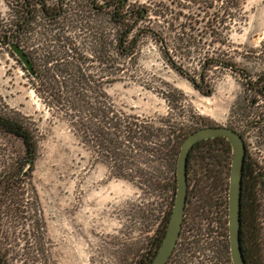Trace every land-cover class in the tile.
I'll use <instances>...</instances> for the list:
<instances>
[{
    "label": "rangeland",
    "instance_id": "obj_1",
    "mask_svg": "<svg viewBox=\"0 0 264 264\" xmlns=\"http://www.w3.org/2000/svg\"><path fill=\"white\" fill-rule=\"evenodd\" d=\"M212 2L128 0L129 9L148 11L142 21L134 17L135 32L146 29L137 41L135 54L121 65L122 80L111 84L109 92L118 107L134 114L138 122L170 120L186 133L207 125L243 128L251 158L264 165V134L259 130L264 126V94L259 92L264 83V0H243L240 10L232 14L228 31L215 29L214 21L212 26L219 10L210 7ZM167 7L173 24L159 15ZM9 11L7 3L0 0V28ZM85 18L89 20L86 29L71 28L65 36H72L82 48L81 55L91 58V27L101 18L102 28L111 35L114 24L108 13L98 16L87 11ZM51 43L49 31L35 27L32 45L36 54L53 49ZM208 58L230 60L238 69L207 66ZM101 63L106 70V62ZM179 68L203 82L206 89L212 87L213 93L207 96L198 91ZM0 108L28 124L38 141L35 169L26 189L31 217H4L0 228L1 253L6 252L7 263L136 264L145 239L153 234L146 233L148 224L174 206L175 162L166 165L160 151H154L147 152L149 162L140 165L136 150L132 155H137L125 163L126 168L119 169L111 157H105V151L75 131L56 104L43 100L33 90L28 73L1 44ZM257 120L262 123L253 125ZM22 150L18 140L0 135V165L5 159L12 162ZM138 164L145 169V176L138 177ZM113 171L127 178L112 179ZM196 190L198 186L192 189ZM221 216L218 222L212 214L208 219H199L194 231L188 232L190 242L199 241L197 251L206 250L205 259L211 264H219L218 249L213 244L220 238L216 229L225 231V213ZM16 222L21 225L18 233L24 234L27 229L28 235H20L16 245L9 244ZM196 254L198 260H203V252Z\"/></svg>",
    "mask_w": 264,
    "mask_h": 264
},
{
    "label": "trees",
    "instance_id": "obj_2",
    "mask_svg": "<svg viewBox=\"0 0 264 264\" xmlns=\"http://www.w3.org/2000/svg\"><path fill=\"white\" fill-rule=\"evenodd\" d=\"M4 1L10 11L4 26L2 25L0 28L2 36L8 32L12 35L17 32L19 42L26 43L24 46L29 49L35 27L42 26L49 31L50 40L54 42L49 45L53 49L44 50L39 56L40 59L34 63L37 76L35 77L36 82L32 79L31 82L40 97L56 104L66 114L73 125L72 127L76 129L75 131L78 134H84L88 142L94 144V147L105 151L107 159L113 145H115L116 152L121 155H124V151L126 154L129 151L130 158H133L132 152L135 150H142L146 156L147 152L151 154V152L159 153L160 151V158L165 163L168 162L166 165L172 166L175 162V170L172 171L177 189L176 165L181 145L185 138L197 128H191L186 133L183 132L184 128H177L170 120H159V123H156L155 119L138 122L134 114L127 113L118 107L109 92L111 84L122 80V77H119V73L122 72V63L136 52L137 39L133 34L134 27L125 22L124 15L121 13L126 5V0H107L105 1L108 3L107 7L101 5L98 7L86 0H73L66 9L59 6L52 8L44 6L40 11L51 16L50 19H47L49 22L37 21L36 17L32 15L29 0ZM242 2L243 0H214L210 7H216L219 10H215L218 15L212 19V26L214 21L215 29L228 31L229 25H232L229 24L232 23L230 22L233 19L232 14L240 10ZM88 6L87 11H93L98 16L108 13L114 24L111 35L102 28L103 20L101 18H98L95 26L91 27L93 40L90 48L92 54L89 56L92 58L82 56V48L76 45L72 40L73 37L65 36L71 28L86 29L89 22L85 18ZM109 8L112 9L107 10ZM163 10L159 12V15L164 22L173 24L172 21H169L171 19H168V7ZM137 14L141 17L142 10ZM67 15H70V18H66ZM163 49H167V44H163ZM103 60L107 65L106 70L103 67L105 64L101 63ZM90 61H96L100 65L93 68L85 67L84 63ZM206 62L207 66L221 65L237 69L235 63L230 60L208 58L205 60ZM179 69L198 91L207 96L213 93L212 87L206 89L203 82L199 83L195 77L189 76L186 70ZM106 71L110 74H105ZM0 134L18 140L20 148L25 150L26 156L29 157L26 160H35L38 141L32 129L19 118L6 114L2 108H0ZM213 142L214 144L206 140L197 143L195 150L189 156L187 165L189 194L184 227L187 224L189 230L193 229L194 231L196 228L194 225H197L199 219H208L210 214L222 209L226 217L225 232L228 233V191L232 151L227 148V161L224 163L222 155L226 152L225 143ZM148 162L146 158V163ZM4 166H6L5 163ZM254 170L250 165L247 175L244 171L241 242L247 264H264V194H260L259 181L262 174L259 173L257 176ZM12 180L11 175L4 177L5 190L16 189L15 184L12 185ZM191 182L194 184L192 189L198 186V190L192 191ZM262 185L264 187V181ZM195 197L197 199L193 201ZM12 201V194H7L3 199L6 211L11 209L8 202L11 204ZM172 210L173 208L167 211L165 224L167 221L169 222ZM213 220L218 222V218H213ZM166 228L165 225L162 238H164ZM12 238L13 235H11ZM11 239L8 240V243ZM1 251L0 247V264H8L6 252L2 254Z\"/></svg>",
    "mask_w": 264,
    "mask_h": 264
},
{
    "label": "flooded vegetation",
    "instance_id": "obj_3",
    "mask_svg": "<svg viewBox=\"0 0 264 264\" xmlns=\"http://www.w3.org/2000/svg\"><path fill=\"white\" fill-rule=\"evenodd\" d=\"M29 1L31 2L32 15L36 17L37 21L41 20L42 22L43 21L49 22V20H47V19H50L51 16L46 15L45 13H43V11L41 12L40 10L42 7L46 6L48 8H52V7L59 6L60 8L66 9L68 4L73 0H41V1L40 0H29ZM86 1L88 3L96 4L95 6H98V7L100 5L103 7L108 6V3L105 2L107 0H86ZM125 4L126 5L121 10V13L124 15L125 22L127 24H130V26L134 27L133 34L136 36V39L139 42L141 35L143 34L142 31L146 28H144V29L141 28L137 32H135L137 24H136V20L134 19V17L139 19V21H142L148 15V11H145L144 9H139V8L129 9L128 0L125 1ZM110 9H112V8H109L107 10H110ZM141 10H142L143 14L140 17V16H138L139 14H137V12L141 11ZM146 13H147V15H146ZM1 33L2 32L0 29V44L6 46L9 49L10 54L13 55L14 57H16L17 61L22 65L23 69L28 73L30 79L35 81V77L37 76V74H36V69H35L34 63H36L40 59L39 56L41 53L39 55L36 54V52H35L36 50L34 49L32 42H31V46L29 49L26 48V46H24L26 43H24V42H23L24 44L20 43L18 40L17 32H14L13 35L8 32L4 36H2ZM13 44L17 45L20 49L23 50L24 54H26L28 56L30 62L33 64L34 75L30 74L27 67L23 64V61L16 55L14 49L12 48ZM136 48H137V46H136ZM91 58H92V56H91ZM90 62L84 63V66L93 68V67H96L99 65V63L96 61H92L91 63ZM81 64H83V63H81ZM250 83L254 84L255 86H258V84H260V83H256V82L255 83L250 82ZM31 86L33 87L32 82H31ZM33 90L35 91L34 87H33ZM259 92H260V94H264V83L261 84ZM254 123L257 124V121H255ZM260 123H262L261 120L258 121V124H260ZM224 126H226V125H224ZM227 127H231V126H227ZM199 128H201V127H199ZM199 128H197V129H199ZM231 128H233V127H231ZM233 129L236 130L237 132H239L243 136L245 143H246L247 153H246L245 164L247 166L246 165L244 166V171H246V175H247L248 168L250 165H252V167L255 169L254 172L257 176L259 173L262 174L261 177L259 178L260 186H261L260 194H264V187L262 185L263 181H264V171H263L264 165H261L256 158H251V154L249 152V146H248L247 140H246L245 129L239 128V127H235ZM259 130H262L261 133L264 134V126H262L261 129H259ZM206 140H207V142H211L213 144H214L213 141H221V142L225 143L226 152L222 155L223 162L225 163L227 161V155H226L228 152L227 150L230 149L232 151V146H231L230 141L226 137H222V136L212 137V138L205 139L202 141H206ZM202 141H199L197 143H200ZM197 143H195L194 146L192 147V149L190 150L189 156L195 150V146ZM108 155H109V158L111 157L112 160L115 161V164L117 163V165L119 166V169L126 168L125 163L128 162V164H129L128 159L129 160L131 159L129 151L127 152V154L124 151V155H121L120 153L116 152L115 145H113V148L111 149L110 153H108ZM136 155H134V156H136ZM138 155L140 156V159H138L140 165L141 164L145 165L146 164V157H145L146 154L144 152H142V150H139ZM134 156H133V158H134ZM26 159H29V157L26 156L25 150H22L21 153L17 157L11 159L12 162H8V159H5L4 162L0 165V228H1V225L4 224L3 221L6 218L5 216H7V217L8 216H11V217L16 216L15 217L16 219L18 217L24 218V219H26L28 217L27 220H29V218L31 217L30 212H29L30 207L28 206L30 199H29V197H26V194H27L26 189L28 187V181L32 177L34 169H35V165H34L35 160L33 161L31 159V160L27 161ZM188 160H189V157H188ZM231 162H232V154H231ZM4 163L6 164V166H4ZM130 163H132V162H130ZM140 165L138 164V166L136 168L137 169L136 172L138 174V177H142V176L146 175L145 169L141 168L142 166H140ZM134 166H135V164H134ZM112 169L115 170V168H113V167H112ZM8 175H11L13 177V180H12L13 183L12 182L11 183H12V185L15 184L14 185V187L16 188L15 190H5L4 189V184H5L4 182H6V181H3V180H4V177H7ZM117 176L121 177V178H127V176H125L123 174H118ZM117 176H116V173L113 171L112 172V179H116ZM7 194H12L13 201L11 204L8 202V204L10 205L9 208H11V209L6 211L7 208H5V206H3V199L7 196ZM188 194H189V192H188ZM143 196H145V193L143 194ZM187 201H188V197H187ZM143 207L145 209V204H143ZM170 209L171 208L168 207V209L166 211H164L163 214L160 213L159 220H158V216L157 217L155 216V218H156L155 222L152 221V223L148 224V227H147L148 232L146 231L145 226H144V230L146 231V233L153 232V234H151L152 237H150L149 239H145L146 243L144 246V251H143L142 255L140 256V258L136 264H151L152 261L154 260L155 256L157 255V253L161 247L163 239H164V238H162L163 229H164L165 225L167 228L169 225L168 221L166 224L164 222L166 220L167 211H169ZM27 213L29 216H27ZM223 213H225V212L222 209L219 212L217 211L216 213H213L212 219L213 218H221L222 217L221 214H223ZM156 222H157V224L155 225ZM6 223H8V220L5 222V224ZM33 224H34V222H33ZM29 225H30V223H29ZM20 226L21 225L16 222V224H15L16 230L12 232L13 238L11 239L9 244L12 243V244L16 245V242L18 240H21L20 235L21 236H25L26 234L28 235L27 229H25L24 234L18 233L17 230L19 229ZM194 226H196V225H194ZM167 228H166V232H167ZM217 229H216L215 233L220 238L219 239L217 238V240H215V242L217 244H213V247H217V249H218L219 264H234L233 260H232V255H231L229 226H228V233L225 231L219 232V231H217ZM33 230H34V226H33ZM188 232H189V228H188L187 224H186V227H184V222H183L180 237L177 241V244L173 250L172 255L170 256V258L168 259L166 264H211V262L209 260L205 259V257H206L205 254H207V253H205L206 250H204V251L198 250L197 251L196 248L200 247V246H197V242H199V241L190 242L191 237H188ZM164 237H165V235H164ZM193 251H194V254L191 255V252L193 253ZM202 252L204 254V258H203V260H198L199 257H196L197 256L196 253H202Z\"/></svg>",
    "mask_w": 264,
    "mask_h": 264
},
{
    "label": "water",
    "instance_id": "obj_4",
    "mask_svg": "<svg viewBox=\"0 0 264 264\" xmlns=\"http://www.w3.org/2000/svg\"><path fill=\"white\" fill-rule=\"evenodd\" d=\"M12 48L30 74L34 75L33 64L28 56L17 45L13 44ZM217 136L226 137L232 146L228 192V225L232 260L234 264H247L241 242L242 190L247 147L239 132L224 125L201 127L190 133L183 141L176 165L177 189L172 214L161 247L151 264H166L180 237L189 190L187 165L190 150L195 143Z\"/></svg>",
    "mask_w": 264,
    "mask_h": 264
}]
</instances>
